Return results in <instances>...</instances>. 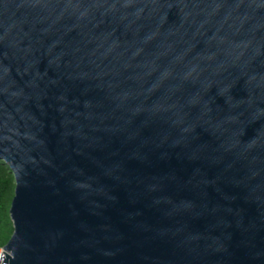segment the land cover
Instances as JSON below:
<instances>
[{
  "label": "water",
  "instance_id": "obj_1",
  "mask_svg": "<svg viewBox=\"0 0 264 264\" xmlns=\"http://www.w3.org/2000/svg\"><path fill=\"white\" fill-rule=\"evenodd\" d=\"M1 264H264V0H0Z\"/></svg>",
  "mask_w": 264,
  "mask_h": 264
},
{
  "label": "trees",
  "instance_id": "obj_2",
  "mask_svg": "<svg viewBox=\"0 0 264 264\" xmlns=\"http://www.w3.org/2000/svg\"><path fill=\"white\" fill-rule=\"evenodd\" d=\"M15 192V179L10 168L0 160V250L7 244L12 233L10 206Z\"/></svg>",
  "mask_w": 264,
  "mask_h": 264
},
{
  "label": "built area",
  "instance_id": "obj_3",
  "mask_svg": "<svg viewBox=\"0 0 264 264\" xmlns=\"http://www.w3.org/2000/svg\"><path fill=\"white\" fill-rule=\"evenodd\" d=\"M3 255V252H2V249L0 250V255ZM3 259V258H2ZM2 259H1V261H0V264H1V262H2Z\"/></svg>",
  "mask_w": 264,
  "mask_h": 264
}]
</instances>
